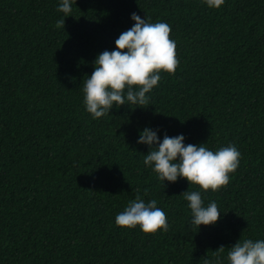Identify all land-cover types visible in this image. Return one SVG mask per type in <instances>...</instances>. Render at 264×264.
I'll return each mask as SVG.
<instances>
[{
  "label": "trees",
  "instance_id": "1",
  "mask_svg": "<svg viewBox=\"0 0 264 264\" xmlns=\"http://www.w3.org/2000/svg\"><path fill=\"white\" fill-rule=\"evenodd\" d=\"M0 0V264H228L238 240L264 239V0ZM166 22L179 66L147 107L86 111L83 82L135 21ZM65 19V28L56 22ZM144 128L241 153L227 186L162 181L137 143ZM139 194L164 210L168 231L115 224ZM147 190V192H145ZM217 203L195 226L184 191Z\"/></svg>",
  "mask_w": 264,
  "mask_h": 264
},
{
  "label": "clouds",
  "instance_id": "2",
  "mask_svg": "<svg viewBox=\"0 0 264 264\" xmlns=\"http://www.w3.org/2000/svg\"><path fill=\"white\" fill-rule=\"evenodd\" d=\"M225 0H204L210 8H219ZM66 16L72 12V0H61L57 8ZM134 25L122 32L115 40V50H105L94 60V71L83 82V103L93 118L110 113L113 106L124 104L147 107L146 95L161 80V72L174 74L179 66L176 42L170 37L171 27L166 22H150L131 14ZM57 28H65V19L56 22ZM185 137L164 135L161 141L157 130L144 128L137 143L149 146L144 156V164L150 166L162 181L176 182L186 179L189 184L199 186L207 192H215L228 185L230 173L235 172L240 163L241 153L235 145L209 150L203 144L184 143ZM147 192V190H145ZM183 198L188 202L195 226L215 224L220 218L217 203L204 205L200 191L186 190ZM115 224L122 228L139 226L146 234L158 230L168 231L167 215L157 207V200L147 203L139 190L134 200L115 217ZM221 245L214 253V259H205L204 264H223ZM228 264H264V239L238 240L227 252Z\"/></svg>",
  "mask_w": 264,
  "mask_h": 264
}]
</instances>
